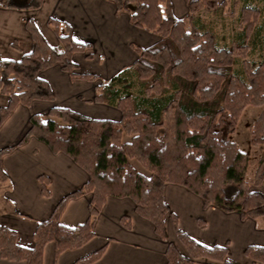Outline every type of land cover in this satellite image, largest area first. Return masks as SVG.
<instances>
[{
	"label": "trees",
	"instance_id": "obj_1",
	"mask_svg": "<svg viewBox=\"0 0 264 264\" xmlns=\"http://www.w3.org/2000/svg\"><path fill=\"white\" fill-rule=\"evenodd\" d=\"M43 0H2L1 6L37 9ZM116 11H125L129 22L158 36L146 47L131 44L137 54L129 67H123L108 80L95 84L93 101L115 106L117 121L96 119L66 107L53 106L47 115L31 113L30 126L17 143L0 148V182L7 179L2 157L31 136L43 141L53 153L69 156L88 174L80 188L63 195L50 215L39 221L33 232V245L17 242L16 231L0 225V256L24 264H42L43 248L54 243V260L65 251L78 248L94 235L95 221L105 197H129L135 211L149 220L154 232L166 240L164 219L170 213L177 238L187 255L167 242V264H236L226 259V246H205L177 225V217L164 201L166 183L179 184L197 194L204 207L215 205L253 219L264 227V195L251 186L264 180V56L254 66L244 61L245 75L234 73L235 53L219 45L216 33L198 21L201 9L225 10L228 0H184L188 13L177 18L171 0H107ZM238 0H231L234 16ZM238 23L244 38L251 35L260 19L255 5H243ZM47 24L56 34L57 46H50L31 19L25 27L32 40L31 50L18 60L0 59V93L8 96L0 107V124L18 104L53 99V92L40 72L58 65L72 80L97 81L100 77L82 72L73 62L75 52L91 57L92 44L74 40L67 23L49 17ZM247 105H261L252 121L249 140L262 146L251 182L245 178L249 153L230 138L241 111ZM126 137V139H125ZM146 170L139 171L131 162ZM41 194L48 196V176L39 175ZM91 195L87 219L65 226L59 217L71 198ZM122 224L130 227L128 216ZM106 244L77 258L72 264L97 261ZM244 254L264 263V247L247 245ZM205 259V260H200Z\"/></svg>",
	"mask_w": 264,
	"mask_h": 264
},
{
	"label": "crops",
	"instance_id": "obj_2",
	"mask_svg": "<svg viewBox=\"0 0 264 264\" xmlns=\"http://www.w3.org/2000/svg\"><path fill=\"white\" fill-rule=\"evenodd\" d=\"M171 3L177 18L187 15L184 0H171ZM49 17L67 23L74 40L92 44L90 58L84 52H75L72 60L80 71L94 73L100 79L72 80L58 65L42 70L40 77L50 85L53 99L33 100L29 107L18 104L0 124V148L17 143L30 126L31 113L47 115L53 106L66 107L91 118L119 120L118 108L92 100L95 84L132 65L137 54L131 44L146 47L158 40L157 35L133 26L128 14L117 12L115 5L107 0H43L37 9L0 5V59L18 60L31 50L25 19L33 21L50 46H57V36L47 24ZM8 101V96L0 93V107ZM1 165L7 179L0 182V225L15 230L17 242L25 247L33 245L37 223L50 215L60 198L80 188L88 179L87 172L69 156L53 153L47 144L33 136L5 154ZM41 174L49 178L48 196L41 194L38 178ZM250 188L264 195V180ZM163 196L170 212L177 217L178 227L191 238L208 247L226 246V259L230 262L264 264L244 254L247 245L264 247V227H258L253 219H242L238 213L225 212L215 205L204 207L197 194L179 184L166 183ZM90 198L89 193H84L69 199L60 214V223L72 227L84 222L89 214ZM122 216L129 217V228L122 224ZM93 230L95 235L88 242L62 252L56 260L54 243L47 242L42 264H72L104 244L103 254L91 264H167L165 249L169 241L187 255L175 234L170 213L165 215L166 240H162L155 234L153 224L135 211L129 197L107 195ZM0 264H24V261L0 256Z\"/></svg>",
	"mask_w": 264,
	"mask_h": 264
},
{
	"label": "rangeland",
	"instance_id": "obj_3",
	"mask_svg": "<svg viewBox=\"0 0 264 264\" xmlns=\"http://www.w3.org/2000/svg\"><path fill=\"white\" fill-rule=\"evenodd\" d=\"M228 4V7L222 11L201 9L197 12V18L201 22L199 24L205 28H211L216 33L219 45L232 48L235 53L234 73L244 76V61L254 66L264 56V0H238L234 16L223 14V12L231 10V0H228ZM243 5H255L261 10L255 31L246 38L243 34L241 35L237 17V11ZM261 107V105L245 106L240 113L235 131L230 135V138L237 143L239 148L249 153V162L245 173V178L249 182L253 180L257 156L262 148V146H254L250 143L249 130ZM131 162L139 171L146 173L138 161L132 159Z\"/></svg>",
	"mask_w": 264,
	"mask_h": 264
}]
</instances>
